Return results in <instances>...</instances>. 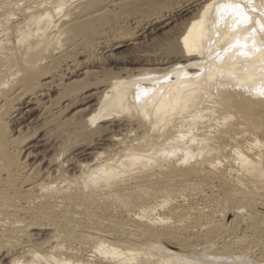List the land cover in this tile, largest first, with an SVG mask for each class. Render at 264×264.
Here are the masks:
<instances>
[{"label": "bare ground", "instance_id": "bare-ground-1", "mask_svg": "<svg viewBox=\"0 0 264 264\" xmlns=\"http://www.w3.org/2000/svg\"><path fill=\"white\" fill-rule=\"evenodd\" d=\"M79 1L82 2L79 3ZM84 1L85 0H0V58L1 60L3 59V62L0 61V100L2 102H6L9 99V92H7V90H4L6 91L4 92L3 89H6L8 86L9 79L14 78L13 75L16 76L17 73H21L19 71L22 66L24 71L28 68L29 76L26 74V77H23L20 81L23 90L18 92V96L27 94L29 97L33 95V99H36L35 94H37L36 92L38 89H35V94L31 92L35 85L37 88L41 89L40 86L38 87L40 82H36L39 75H33V73H29V70L35 66H39L45 59L47 60L48 55L46 49L50 47L60 35L67 33L68 26L66 22H64L65 24L61 23L63 19H69L72 14L78 16L87 11L81 10ZM98 1L108 2V4L113 2V0ZM189 2L188 4L190 6H187L183 12H189L192 8L198 7V13L194 14L192 11L195 16L190 19L187 25L184 24L185 28L184 30H180L182 31L180 34L177 36L175 35V42H177L174 48L175 52L173 49V52L171 51L173 54L167 52L168 54L164 57H162L163 52L161 53L156 50V54L154 53L159 57L156 64L163 66V68L155 65L159 69H157L158 71H156L155 68L152 69L153 71H149L148 75L140 77H131L128 72L129 76L124 78L125 76L121 77L120 74V76H116L113 80L111 79L108 84L106 83L107 85H104L103 91H100V96H98V98L95 99L92 95H86V103L90 104L94 100L97 102L96 104H92L88 109V114L86 113L88 118L86 117V121H84L85 119L82 120L85 124L89 125H80L81 123L79 122H75L74 124L78 125H75L76 127H93L97 123H109V125H111L109 127L110 129L108 127L104 128V126L98 124L95 130H93L94 132L101 133L100 136L97 135L100 138L98 141L92 140V142L98 143L95 145L89 144L91 145L89 146L87 145L88 142L86 144V149L78 151L74 157L72 156L73 163L70 169H67L65 172H61L63 168L60 167L59 164L57 169V167L51 166V161H48L50 163L48 166L45 163L47 167L45 166V168L43 166L45 169L43 172L40 171V173L35 171L30 174L28 173L25 178L23 177V181L21 180L24 192L31 197L29 201H26L27 199L23 200H25L26 204L29 203L31 207L22 206L21 208V205L17 207H19L20 211L18 213L22 212V215H24V217H22H26L27 219L30 216L32 217L34 213L37 214L34 215L33 219L37 218L41 212L40 208H45V205L49 206L51 202V206L54 202L61 206L64 202H67L62 208L59 205L61 210H65L66 207L69 209L73 207L76 211L84 209L81 211L85 212L88 208H96L95 206L97 203H101L112 197L123 199L129 197V195L133 193L143 194V198L140 200H130L131 202H127L122 207H118L117 209L114 208L117 212L120 213L121 211L127 217H130L131 220H135L137 228L132 224L136 231L132 230L135 231L136 234L134 233L133 235V232H130L131 236L127 234L129 237H125L122 235L123 232L120 234L114 231L111 225H113V221L116 220L113 218V221L111 219V221L108 220L111 223L108 225L106 224L107 226H103V228L88 224V219L86 221L79 220V225L74 226V228L81 229L80 232L84 234H92V237H88H91V239H89L91 243L85 237L89 243L84 241L85 238L83 240L81 239L84 242H82L83 244H81V246L78 239L79 245L81 246L80 248L69 247V243L67 244L64 242L67 246L63 244V240L68 241L65 240L64 238L66 237H64L61 239L63 245L58 242L52 245V242H55L54 239L58 241V238L60 239L63 235L61 234V237L59 236L60 234L56 235V232L59 230L55 231L56 234H48L46 232V236H42L43 238L39 236L40 239H28L27 242L29 244L24 243V245L22 242L25 240H23L21 242L22 244H20L24 245L20 249L21 251H17L11 255L6 252V256L2 254L0 256L2 257L0 264H5L7 260H9L8 264H37L36 262L41 261H44L41 262V264H49L50 262H54L50 264H79V262H77L78 258H74L77 259L76 263L72 260L73 257H78L79 254H87V252L98 253V255L101 256V261L99 260L100 263L97 262V264H209L212 261H221L223 259L221 255L214 256V254L212 256H207V254L204 255L201 253V256H195L183 252H173L162 246V244L156 243L152 246L145 240L148 235H150L149 238L153 237L155 239L164 237L174 240L176 238L172 233L164 234L158 231H150L148 228L151 225H158L161 221L162 217L160 218V215L158 217V209L160 208L159 199L164 198L165 194H169L170 191L173 190V188H171V183L175 181V179H187L192 174V170L189 169L190 167L185 168L184 165L194 150L198 151L200 155L201 160L198 164L201 167L212 164L213 156L222 151L225 159L231 162V165H229L230 163L228 164V171H236L237 174L244 175V180L250 181V183L255 184V182L264 180V140L261 141V148L259 150L255 149L257 151H252L251 143L254 141L250 140L251 138L247 139V135L250 132V125H260L259 122L264 120V95L260 94V92L264 90V30L261 29V25H264V0H251V3H249V0H191ZM230 4H240L244 12H246L251 19L247 23H237L238 18L232 15L230 10L223 7L224 5ZM196 10L194 11L196 12ZM97 12L100 11H92L81 17L75 18L81 21H89L94 16V13ZM20 15L24 18L20 20L21 22L16 26V39L13 41L15 44L14 48L11 49L12 46L10 47V44L12 40L10 36L12 34L11 29L8 27L11 22L14 19H18ZM191 16L193 15L191 14ZM155 19V21H157L155 25H159V23L163 22L167 26L169 24H166L164 21L168 20L169 22V19L173 18L170 16L167 18L166 15H162ZM68 22L69 21H67V23ZM102 42L108 44L109 41ZM171 45L173 46V44ZM122 46L111 45V47H109L118 49ZM76 47H78V44L73 48L75 49ZM14 50L16 51V55L13 54L14 52L12 53ZM20 51H22L24 55L18 57V52ZM79 53L82 54V52ZM182 62L187 64H180ZM150 63L151 62H149V64ZM152 67H154V65ZM148 70H150V68ZM139 71L143 74L147 73L144 69ZM18 76L19 75H17V77ZM23 83L25 84L24 86ZM145 91H147L146 95ZM29 103L30 102L27 104ZM4 107L5 103L0 105V110ZM36 110L37 108H32L30 112L32 113ZM27 113L29 115V111ZM122 115H127L129 119L121 121L122 118L125 117H122ZM24 117L23 119L21 118L22 122L20 123L28 121V117ZM143 121L146 122V124H144ZM143 124L145 126L147 125V127L144 126V128ZM225 125L231 126L226 127ZM142 127L144 129L137 130ZM136 130L138 131L137 134H139H136L135 138L132 137L129 140L122 139L124 136H122L121 139L118 138L123 134L122 132L128 131L132 133L134 131L136 132ZM221 140L223 141L222 143ZM106 142H110V145H107L110 151L107 149L106 152L109 151V154L107 153L108 155L106 154V156H104V153L96 151L104 148L106 149V146L104 147V145L107 144ZM56 145L57 148H59V144ZM62 150H60L59 153ZM69 152L71 153V150ZM56 155L53 156V158L49 157V155L48 157L52 160L54 157L59 156ZM57 159L59 160V158ZM55 160L56 159L53 160L52 165L58 161ZM86 160H91L92 163H87L88 161ZM59 161L58 163H60ZM84 161L86 164H83L85 163ZM66 162L67 161H65V164L70 163ZM198 164L196 165L199 166ZM200 166L199 168H201ZM179 167L181 169H179ZM19 169L20 168L16 170ZM23 169L24 168L20 170L23 171ZM175 170L177 172L181 171V173L179 174L178 172V174L175 175ZM228 171H224V173H228ZM167 172L170 173L167 175ZM12 175L14 174H10L9 176ZM9 176L7 178H10L9 180L11 181V177ZM21 178L22 177H20V179ZM57 180H60L61 182H59L63 185L59 190L57 189L58 191H56L54 187L55 183H58ZM71 183L72 185L80 183V185L78 184L79 189L76 188V191H74V188L72 189L69 187ZM12 184L8 182V185ZM5 187L7 188V186H4V188ZM11 187L10 191L12 190ZM1 190L2 189H0V193ZM48 190L54 193L48 195L46 194ZM14 191L16 192V190ZM14 191L12 190L11 193ZM51 191L48 192L50 193ZM18 192L17 190L16 193ZM25 193L24 196L26 195ZM67 193H72V195H67ZM24 196L19 197L23 198ZM5 197L3 198L0 196V201H2L1 199H6ZM18 199L19 198L16 200ZM8 202L11 201H7V204ZM1 203L3 204V202H0V206H2ZM31 203L35 204V207H32ZM11 204L10 206H5V203L4 205L5 208L8 207L6 209L8 215H10L11 212L15 213L18 211L15 205L13 206V204ZM12 207L15 209L12 210ZM0 208L2 209V207ZM178 208L179 206H174L172 209L169 208L168 211L171 209V213H169L176 214ZM5 213L6 211L4 214ZM59 213L62 214L61 211H59ZM0 214H3V212L0 211ZM6 214L3 217H6ZM11 214L16 215V213ZM113 214L114 216L116 215L115 213ZM15 217L16 216H14V218ZM22 217L20 216L21 219ZM21 219H17L14 222V227L16 225L14 230H6L5 233L0 234V242L8 240L7 242L9 243L10 241L11 243L12 241L15 242V240L17 242L23 238H28L27 234H25L27 236L23 235L24 237L21 235L24 230L22 231L21 228L20 230L17 229L19 225L20 227L22 224L24 225L22 222L26 221L25 219ZM125 219L126 221L128 220L127 218ZM30 220L31 222L34 221L32 219ZM131 220L129 219V221ZM2 221L5 223V221L7 222L8 220L1 219V223H3ZM10 222L13 223L11 220ZM7 223L9 224V221ZM230 223H232V221ZM28 224L31 223L29 222ZM48 224L50 225V223ZM121 224L123 223L121 222ZM5 225V227H8L6 223ZM51 225L48 227L54 228L53 224ZM125 225L127 226V224ZM143 225L148 227L144 229L142 228ZM29 226L25 225V227L28 228L24 229H30ZM0 227H3V225ZM36 227H38V225ZM130 228L132 227H129L131 231ZM3 229L6 228L3 227ZM25 232L27 231H24V233ZM36 245H42L41 248H44L43 245H47L46 248L48 247L49 250L44 249L49 255L44 254L46 253L44 249H41L42 252H38L40 246H38L39 248L37 247L39 250H34L37 249L36 247L34 248ZM72 245L73 244H71V246ZM51 252L54 254L57 252L60 255L56 258ZM244 252L246 254V250ZM143 253L145 254L144 258L141 257V260L138 259L137 256L144 255ZM20 256L24 257L23 260L25 261H23ZM26 256L31 257V259L29 258L28 260L27 258V261L25 259ZM242 256L243 254L238 258L235 256V259L247 262V258ZM86 259L89 261L91 258L89 259L87 257ZM224 259L223 261H226V259L230 261L234 258L231 256V259L230 257H225ZM248 263L253 264L254 262L248 261Z\"/></svg>", "mask_w": 264, "mask_h": 264}, {"label": "rangeland", "instance_id": "rangeland-1", "mask_svg": "<svg viewBox=\"0 0 264 264\" xmlns=\"http://www.w3.org/2000/svg\"><path fill=\"white\" fill-rule=\"evenodd\" d=\"M189 1L191 0H113L112 3L108 4V2H100L98 0L96 1L85 0L81 6V10H87V11L81 15L75 16L74 14H72V16L69 19H65V20L63 19L61 23L63 24L64 22H66V25L68 26L67 33H63L62 35H60L55 40V42L46 49V53L48 55L47 60L45 59L44 61L41 62L39 66H35L29 70L30 71L29 73L31 74L33 73V75L35 74L37 76L39 75L38 80L36 82L38 83L40 82L38 84V87L40 86L41 89L37 88V86L35 85L32 92L30 91L31 93H33L34 91L36 92L35 89H38L36 92L37 94H35L34 92L36 96L34 97L37 100L33 99V95H31V97L27 96V94L18 96V92H21L23 90L22 83H20V81L23 79V77H26V74H28V68L25 69L24 71V68L22 66L23 69L21 68L19 71L21 73H17V75L19 76L17 77V75L16 76L13 75L14 78L11 77L12 79H9L8 86L6 87V89H3V91L7 90V92H9L8 93L9 99L6 102H2L0 100V105H3L5 103V107L0 110V122H1L0 124V189H2L1 190L2 194L0 193V196H2L3 198L6 196L5 197L6 199H1L2 201H0L3 202V204L1 203L2 206L0 207H2V209L4 208L5 210L4 209L2 210L0 208L1 209L0 211H2L3 214L5 211L7 213L6 209L8 207L7 208L4 207L5 203H6L5 206H10V204L12 203L13 206L15 205L18 211L15 212L16 215L11 214V213L15 214L14 212H11L10 215H8V213L7 214L5 213L6 217L8 218L3 217L5 216V214L4 215L0 214L1 216L0 218L2 220H8L9 224L11 223L10 220L13 222L9 226V224L7 223L8 221L7 222L5 221V223L8 226L5 227L6 225L4 221H2L3 223H1V219H0V224H1L0 226L3 225V227L6 228L3 229V227H0L1 228L0 234L5 233L6 230L7 231L14 230V228H16V225L14 227V222L17 219L18 220L21 219L20 216L24 217V215H22V212L18 213L20 211H19V207L17 206L21 205V208L22 206L23 207L30 206V204L29 203L26 204L25 200L23 199H27L26 201H29L31 197H29L24 192L23 190L24 187L21 184V182L28 173L30 174L31 172L33 173L35 171L43 172L45 170L44 167L46 166V164L48 166L50 163L48 161H51L53 163L54 159L58 160L57 158H59L60 161L59 160L58 161L60 163H58V161L55 160L57 163L55 162L54 163L55 165L54 164L52 165L51 163V166L57 167L60 165V167L63 168V169L61 168L62 169L61 172H65L67 171V169L69 170L71 164L73 163L72 159L78 151H82L83 149H86L87 145L89 144L95 145L96 143H98V142H92V140L98 141L100 139L98 136H100L101 133L93 131L95 130L96 125L101 124L102 126H104V128L107 127L109 128L111 126L109 125V123L106 122V123H97L93 127H83V126L76 127L78 125L74 124L75 122L81 123L80 125H89V124H85L82 120L85 119L84 121H86V119L88 118L87 117L88 109L92 104L97 103L96 100H94L90 104L86 103L87 99L85 97L92 95L93 98L95 99L98 98V96H100V91H103L102 89L104 85L106 83L108 84V82L111 79L113 80V78H116V76H120V74L121 77L125 76L124 78L128 77L129 75L131 77L134 76L140 77V76L148 75L149 71H151L152 69L156 68V71H158L159 69L157 67L163 68V66L156 64L159 58L157 55H155L156 50H158L161 53L163 52L162 57L166 56L168 53L173 52L175 45H177V42H175L176 36L182 32L180 30H184L185 28L184 26L187 25L190 19L195 16L194 14L198 13V9H199L198 7L192 8L193 10L191 9L189 10V12L187 11L183 12V10L186 9L187 6H190L188 4L190 3ZM81 2L79 1V3ZM179 3L181 4V6ZM194 10H196V12ZM92 11H100V12L94 13V16L89 21H81L75 18V17H81L84 14H87ZM192 11L194 12V14ZM191 14L193 16H191ZM158 15L159 16L166 15L167 18H169L170 16L173 19H169V22L168 20L164 21L166 24H169L167 26L163 22L159 23V25H155V22H157L155 21L156 20L155 18L159 17ZM21 16L22 15H20L19 17L21 19L19 18L14 19L11 22V24L12 23L13 24L12 25L10 24V26L8 27L11 29V34H12L10 36V39L12 40V43L10 44V47L12 46L11 49L14 48V44H15L13 41H15L16 39L15 38L17 31L16 26L21 22L20 20L24 18L23 16L22 17ZM67 21L69 22L67 23ZM120 38L123 39L121 40ZM171 40L174 42H172ZM102 41L105 42L109 41V42L108 44H105ZM77 44L78 47L74 49L73 47L76 46ZM171 44H173V46ZM111 45L112 46L123 45V46L119 47L118 49H113L110 48ZM22 51L18 52V57L24 55ZM79 52H82V54ZM12 53L16 55L15 50L12 51ZM0 61L3 62V59L1 60L0 58ZM149 62L151 63L149 64ZM180 64L186 65L187 63L182 62ZM153 65L154 67H152ZM155 65H157V67ZM149 68L150 70H148ZM141 69L142 70L144 69V71H146L147 73H145L144 71L141 72H144L145 74L140 73L139 70ZM128 72L130 73L129 75ZM27 76H29V74ZM24 85L25 84L23 83V86ZM28 102H30L29 103L30 105L27 104ZM32 108H37V110L31 113L30 110ZM28 111L30 116L27 113ZM24 116L28 117V121H25L24 123H20L22 122V119L25 118ZM123 116L125 115H122V117ZM127 119L129 118L126 115L125 117L122 118L121 121H125ZM143 123L146 124V122L144 121ZM144 124L143 127L145 126ZM259 124L260 125H250L251 126L250 132L247 135L248 137L247 139L251 138L250 140L254 141L253 143H251L252 151H254L255 149L259 150L261 148L260 147L261 141L264 140V120L262 122H259ZM225 126L228 127L231 125H225ZM143 127L137 130L139 131L141 129H144L145 127H147V125L144 128ZM137 130L136 132L134 131L135 133L134 132L129 133L128 131H126L127 133L122 132L123 134L120 135L118 138L121 139L122 136H124V138L122 137V139L125 140H129L132 137L135 138L138 132ZM94 138L97 140H95ZM222 142L223 141L221 140V143ZM106 143L107 144L104 145V147L106 146V149L105 148L102 150L100 149L97 150L96 152L104 153L105 154L104 156H106L107 153L109 154L110 148L107 145H110L109 144L110 142H106ZM56 144H59L58 146L59 148H57ZM74 144L76 147L74 146ZM60 146L63 147L64 149L61 148ZM107 149L109 151L106 152ZM60 150L62 151L59 153ZM70 150L71 153L69 152ZM56 154L59 156L54 157V159L52 160L49 158V157L53 158V156H55ZM46 157H48L50 160ZM64 160L67 161L66 163L70 162L68 163L69 165L65 164ZM200 160L201 158L198 151L194 150L184 165L185 168L190 167L189 169L192 170V174L187 179H182V180H180L181 178L179 180L175 179V181L171 183L172 184L171 188H173L174 191L171 190L169 194H165V197L162 198L163 200L159 199L160 202L159 207L161 209L160 208L158 209L159 210L158 217L159 215L160 218L162 217L161 221L159 222L158 225L156 226L151 225L148 228L150 231H158L164 234L172 233V235L176 238L174 240L164 237L155 239L153 237L149 238L150 235H148L145 238L146 242L152 246L156 243L162 244V246L166 247L167 249L173 252L174 251L178 253L183 252L185 254H193L195 256L197 255L201 256V253H203L204 255L207 254V256H212L214 254V256L221 255V258H223L221 261H212L209 264H250L248 263V261L254 262L253 264H264V180L255 182L254 184V183H250V181L247 180L245 181L244 175L237 174L236 171H228L227 169L229 168V165H231V162H229L228 159H225L222 151H220L219 153L213 156V160L211 162L212 164L210 165L208 164L207 166L201 167L198 164ZM86 161H88L87 163H92L91 160H86ZM83 164H86V162ZM196 164H198L201 168H199V166H197ZM21 166L22 168H24L23 171H21L22 170ZM180 167L179 169L182 168ZM18 168H20L21 170L20 169L16 170ZM224 171H228V173H224ZM178 172L179 174L181 173V171ZM178 172L175 170L174 174L176 173L175 175H177ZM169 173L167 172V175ZM10 174H14L16 176L14 175H12L13 177L9 176ZM8 176L11 177V181L9 180L10 178H7ZM20 177L22 178L20 179ZM5 178L7 179V181ZM59 181L57 180L58 183H55L54 185L56 191H58L60 187L63 186L60 183L61 181L60 182ZM8 182L9 184L10 182L11 184L13 182L12 184L13 186L8 185ZM20 184L22 187L20 186ZM78 184L80 185V183ZM78 184L75 183L72 185L71 183V186L69 187H71L72 189L74 188L73 190L76 191L75 190L76 188L79 189ZM4 186H7V188L6 187L4 188ZM10 187L13 191L16 190L17 192L18 190L19 192L16 193L14 191L13 192L14 194L11 193L12 190L10 191ZM18 187L22 189H19ZM73 190L71 191L74 192ZM48 191L46 192V194L48 195L54 193L52 191L49 193ZM24 193L26 194L25 196ZM67 195H72V193H67ZM19 196L20 197L24 196L26 198L24 197L20 198ZM17 198H19L20 201L19 199L16 200ZM141 198H143V194H139V193H133L129 195V197L123 199L112 197L110 199H106L102 201L101 203H97V205L95 206L96 208H88V210H86L85 212L81 211L84 209H80V211L79 210L76 211V209L73 207H71V209L66 207L65 210L62 209L64 210L62 211L60 207L62 208V206H64V204H66L67 202H64L62 206L60 204L57 205V203L55 204V202L51 206L52 204L51 202L49 206L45 205V208L44 207L40 208L41 212L37 218L33 219L34 215H36L37 213H34L32 217L30 216L31 218L28 217V219L26 217L25 218L22 217L21 220L25 219L26 221L22 222L24 223V225L22 224L21 227L19 225L17 229L20 230L21 228L22 231L23 230L27 231L25 233L23 231L21 235L23 236L27 234L28 238L25 237L27 239L23 238L17 242L15 240V242L12 241L11 243L10 241L8 243L7 242L8 240H6L5 242L4 241L0 242L1 243L0 256L2 254L6 256L7 255L6 252H8L9 255H11L16 253L17 251H21L20 249L22 248V246L25 245L24 243L26 244L28 243L27 242L28 239L30 238L40 239L39 236L40 237L42 236L44 237V235L46 236V232L48 234L49 233L53 234L57 230L59 231H57L56 232L57 234L56 233L55 234L56 235L60 234L59 235L60 237L63 235V237H61L60 239L58 238V241H56L57 239H54L55 242H52V245L53 243L55 245L57 242L62 244L61 239L66 237L64 239L68 241L63 240V244L65 246H67L66 243L67 244L69 243L68 244L69 247L80 248L82 246L81 244L84 243L82 240L85 237L88 240L91 239L92 234L86 233L87 234L86 235L83 232H80L81 229L74 228V226L79 225L80 223L79 220L86 221L88 219L87 220L89 222L88 224L94 225L96 227L100 226L101 228H103V226L106 227L109 223H111L109 221H111L113 218L114 220H116V221L112 220L113 225H111L112 226L111 228L114 231L120 234L123 232L122 235H124L125 237H129L127 236V234L130 235L132 232L134 235V233L136 234L135 232L136 229L134 228L137 225L135 220L134 219L131 220L130 217H127L121 211L120 213L117 212L116 209L118 207H122L127 202L140 200ZM7 199L11 201L8 202L9 205L7 204V201H9ZM172 206L173 207L179 206L176 214H170L171 209L173 208ZM32 207H35V204H32ZM169 208L171 209L168 211ZM14 209L15 208L12 207V210ZM66 209H68L71 213ZM59 211H61L62 214L59 213ZM113 213H115L116 215L114 216ZM14 216H16L17 218L16 217L14 218ZM125 218H127L128 220L126 221ZM30 219L34 221L31 222ZM129 219L131 221H129ZM120 221L123 224H121ZM231 221L232 223H230ZM29 222L31 224H28ZM48 223H50V225L53 224L55 229L53 227L52 228L48 227L50 226ZM124 223L127 224V226ZM45 224L47 227L45 226ZM25 225L28 226L30 225L29 226L30 229L25 230L24 228H28L25 227ZM37 225L39 228L36 227ZM42 226L43 227L45 226L48 230L45 227L43 228ZM129 227H132L130 228L131 231L129 230ZM146 227L148 226L143 225L142 228L146 229ZM132 229L135 231H133ZM74 231L77 233H75ZM31 234L33 235V237ZM89 236L91 237L88 238ZM86 238L84 239V241L88 242ZM78 239L80 241L81 246L79 245ZM21 242L24 245H20L22 244ZM89 242L91 243L90 240ZM71 244L73 245L71 246ZM38 246L40 245H36L34 246V248L35 247L37 248ZM43 246L45 249L49 250L48 247L46 248L47 245H43ZM41 247L42 245L40 246V248L38 247L40 250L38 248L34 250H39L38 252L40 251L42 252L44 248ZM45 249L44 252L46 253L44 252L43 253L45 255H49V253L47 254V251ZM245 250H246V254L244 252ZM54 253L53 256H56V258H58L57 256H59L60 254L56 252V254H58L56 255ZM84 254H79L78 257L75 256L73 257L72 260L76 262L77 259L74 258H78L77 262H79V264H88L89 262H90L89 264H93V263L97 264V262L100 263L101 261L100 258L101 256L98 255V253L87 252V254L85 255ZM242 254H243L242 257L247 258L248 260L247 262L241 261L240 259H239L240 261H238V259L237 260L235 259V256L238 258L239 256L241 257ZM144 256L145 254L139 255L137 257L138 259H140L141 257L144 258ZM231 256L234 259H231ZM87 257L91 259L88 261L86 259ZM225 257L226 258L230 257L232 261L231 260L227 261V259L226 261H223L225 260L224 259ZM27 258L28 260L29 258L31 259V257L26 256L25 259L27 260ZM1 259L2 257H0V261ZM23 259L24 257H22V260ZM8 262L9 260L5 261V264H8ZM41 262H36V263L41 264ZM50 263H54V262H50Z\"/></svg>", "mask_w": 264, "mask_h": 264}, {"label": "snow or ice", "instance_id": "snow-or-ice-1", "mask_svg": "<svg viewBox=\"0 0 264 264\" xmlns=\"http://www.w3.org/2000/svg\"><path fill=\"white\" fill-rule=\"evenodd\" d=\"M249 3H251V0H249ZM224 8L231 11L232 15L236 16L237 23H247L251 18L247 15L246 12H244L242 6L240 4L235 5H224ZM255 10V9H253ZM261 29L264 30V25H261ZM147 94V91H145V95ZM261 95H264V90L260 92Z\"/></svg>", "mask_w": 264, "mask_h": 264}]
</instances>
